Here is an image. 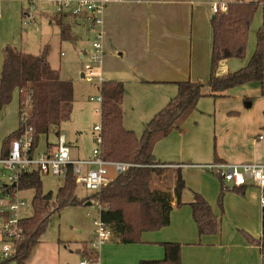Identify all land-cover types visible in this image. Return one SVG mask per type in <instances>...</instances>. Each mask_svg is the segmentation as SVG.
<instances>
[{
	"label": "crops",
	"instance_id": "1",
	"mask_svg": "<svg viewBox=\"0 0 264 264\" xmlns=\"http://www.w3.org/2000/svg\"><path fill=\"white\" fill-rule=\"evenodd\" d=\"M217 1L220 0H122L109 4L105 8L102 25L99 71L90 70L100 75L101 81L110 78L125 82L128 92L126 104L135 110L138 97L145 91L152 92L151 97L154 96L156 100L147 101L140 117L142 121H149L177 93L178 81H206L208 78L211 19L214 16L211 6ZM56 15L57 11L51 22H55ZM68 21L75 34L69 40L79 39L84 31L90 33L83 16L69 17ZM6 42L0 43V49ZM1 51L0 72L3 62ZM234 59L222 60L217 73L222 75L241 68ZM212 98V107L198 103L201 108L198 109V116H191L194 119L207 117L203 130L192 124V118L187 121V126L174 129L154 147L155 156L165 162V171L154 177L151 187L173 191L177 170L181 171L186 181L181 195L182 204L178 205L176 198L173 200L169 225L144 232L139 243L123 244L110 238L97 248L98 264H138L141 259L162 258V242L165 241L182 244V264L262 262L261 247L256 243L262 236L260 189L253 184L232 189L219 178L208 174L202 166L215 161L264 162V95L259 83L254 82L232 87L225 90L222 96ZM194 122L197 123V120ZM14 130L0 127L1 154L3 138ZM88 156L72 157L85 159ZM166 180L170 184L163 185ZM223 186L226 191L220 209L218 197ZM194 191L201 193L219 215L220 224L216 233H199L190 204ZM78 210L82 216L74 223L82 229V222H85L86 233L48 234L50 217L30 264H63L60 260V241L88 242V238L91 241L93 234L87 217L90 213L87 211L85 214L82 208ZM81 248L82 244L76 250Z\"/></svg>",
	"mask_w": 264,
	"mask_h": 264
},
{
	"label": "trees",
	"instance_id": "2",
	"mask_svg": "<svg viewBox=\"0 0 264 264\" xmlns=\"http://www.w3.org/2000/svg\"><path fill=\"white\" fill-rule=\"evenodd\" d=\"M264 0H235L225 11L214 13L211 19L212 45L209 76L206 81L186 79L178 81L177 93L144 125L138 136L124 125L123 100L126 86L123 81H101V156L106 160H118L138 164L131 166L106 182L100 192L79 196L77 181L69 166L56 192L43 189L42 175L38 170L23 172L16 185L20 190H32V213L20 219L21 234L13 239L16 251L9 258L0 256V264H30L35 248L45 234L53 213L67 206H84L93 199L99 200V217L111 229V239L123 244L139 243L147 231L161 229L170 223L173 200L181 205L182 191L186 181L177 170L173 191L152 188L155 175H162L165 162L154 153L156 143L174 129H180L187 119L198 110L201 97H219L232 87L246 83H259L264 95V29L257 31L255 50L243 67L219 75L217 68L224 59H244L255 14ZM67 12H57L55 22L60 25V38H74ZM206 89L209 91L207 92ZM15 90L19 94V120L17 128L2 141V154L6 156L12 141L32 127L34 145L42 135L51 131L59 135L62 123L73 110L74 85L70 79L61 77L48 59V49L39 54L27 53L13 46L3 50L0 74V110L8 104ZM222 181V180H221ZM223 182V181H222ZM233 187L231 188H244ZM226 187L221 188L218 205L222 209V197ZM193 217L200 234H213L219 229L220 217L208 200L194 191L191 201ZM264 261V208L262 213V236L256 240ZM164 256L159 259H141L138 264H182V244L176 241L162 242ZM83 258L98 262L99 251L86 241L78 249Z\"/></svg>",
	"mask_w": 264,
	"mask_h": 264
},
{
	"label": "rangeland",
	"instance_id": "3",
	"mask_svg": "<svg viewBox=\"0 0 264 264\" xmlns=\"http://www.w3.org/2000/svg\"><path fill=\"white\" fill-rule=\"evenodd\" d=\"M56 11L57 4L54 0H35L32 3L21 0H0V43L8 41L0 50H2L1 52L3 53L4 48L10 45L27 53L39 54L43 51L44 47H47L48 59L51 65L59 70L63 78L70 79L74 85L73 110L70 117L62 123L61 134L65 135L67 145L71 148L72 156L76 158H84L90 155L96 147L95 137L99 135V131L95 130L94 126L100 125L101 122V114L99 111L100 102L97 100H91V97L98 98L101 96V79L100 75L96 74L90 76V78L88 76L90 68L95 70V72L99 71L98 67L100 66V62L92 58L94 52L92 46L94 37L92 33L88 34L86 31L80 33L78 31L80 37L77 40H62L60 38V25L56 22H51ZM16 14H19L18 20L15 22V25H13ZM260 28L264 29V4H262L257 10L251 25L246 58L234 59L237 64L240 63L238 68L246 65L247 58L249 59L255 50L257 31ZM83 74L85 76H83ZM152 95L153 93L150 91L143 92L141 96L138 97V100L135 101L137 109L135 110L132 106H127L126 104L125 100L128 96L126 89L122 104L124 111V125L128 129H132L138 136L142 134L144 125L147 123V120L142 121L140 118L141 113L145 110V104L148 100H156L154 96L151 97ZM199 101V103H204V105L208 107H212L214 103L213 98L207 95L201 97ZM167 102L168 101H166L165 105ZM18 103L19 94L18 91L15 90L12 100L0 111V127L4 126L12 129L17 128V122L19 120ZM125 105L128 108H126ZM199 108L200 107L198 106V109ZM198 114L199 111L196 110L192 115L198 116ZM190 117L187 121L192 120L193 117ZM206 119L207 117L194 119L192 124L199 127L200 130H203L206 126ZM195 120H197V123L194 122ZM187 121L183 124V127L184 125L187 126L189 124ZM57 140L58 135L55 134L54 131H51L48 134V137H40L38 146L40 149H44L47 147L48 143L54 145L57 143ZM0 168H2L1 165ZM207 173L213 175L209 172ZM5 174V176H0L1 181L3 182L8 180V171H5ZM115 174L114 168H110V175L114 176ZM155 176L158 177L160 175ZM213 176L222 180L217 175ZM42 182L45 191L55 192L58 187L63 184V178H58L52 174H44L42 175ZM168 183L170 184V182L166 180L163 185H168ZM223 183L225 184L224 181ZM21 193L30 205L22 209L19 212V216H29L32 213L31 200L33 198V191L24 190ZM76 193L83 197L89 193V190H87L82 184H78ZM78 208L84 209L85 214L87 211L90 213L87 217L89 218L90 230L93 234L94 220L99 218V205L94 201H91L90 205L67 206L60 212L53 213L47 230V232L49 231L48 234L58 236V234L64 235L65 233L68 234L72 232L78 233L79 231H82L85 234L87 231L86 223L82 222V229L79 227V224L74 223L75 219L79 220L82 216L81 213H79ZM91 237L93 236L91 235ZM84 242L85 241L83 240L79 242L60 241L61 262L63 264H79V261L83 259V256L76 249ZM88 243L90 244L89 238ZM9 264H15V262L11 261ZM89 264L95 263L91 262Z\"/></svg>",
	"mask_w": 264,
	"mask_h": 264
},
{
	"label": "built area",
	"instance_id": "4",
	"mask_svg": "<svg viewBox=\"0 0 264 264\" xmlns=\"http://www.w3.org/2000/svg\"><path fill=\"white\" fill-rule=\"evenodd\" d=\"M34 2L35 0H21ZM57 4V12H67L78 16H83L89 25V31L93 34V56L94 60H99L102 54V25L104 21L105 8L114 2L122 0H54ZM235 0H220L212 3L213 13L225 11L228 4ZM94 71H89L90 76ZM101 103L102 97H91ZM100 111V109H99ZM99 131L95 137L96 147L90 157L85 159H74L71 155V148L67 145L64 134L58 135L57 143L47 144V147L40 149L38 144L34 145L32 137V127L12 141L11 148L6 156H0V176H5L8 171L6 182L0 178V254L3 258L11 257L15 251L14 238L21 234L19 225V212L28 207L30 203L22 195V191L16 185L19 175L23 172L38 170L41 175L52 174L58 178L65 177L68 167H72L73 174L78 184H82L90 193L100 192L102 186L108 182L112 176L110 168H114L115 175L126 171L131 166L138 164L106 160L101 156V124L94 127ZM158 166H165L158 165ZM207 172L219 176L226 184L233 187L247 186L253 184L261 191L260 203L264 208V162H242L230 163L215 161L202 166ZM92 201L98 203V199ZM94 232L91 239L93 247L98 248L111 238V229L100 217L94 220ZM88 259L83 258L79 264H89ZM95 263V262H94ZM95 264H98L96 262ZM260 264H264V261Z\"/></svg>",
	"mask_w": 264,
	"mask_h": 264
},
{
	"label": "water",
	"instance_id": "5",
	"mask_svg": "<svg viewBox=\"0 0 264 264\" xmlns=\"http://www.w3.org/2000/svg\"><path fill=\"white\" fill-rule=\"evenodd\" d=\"M83 76H84V74H83ZM90 204H91V202H90V201L86 203V205H90Z\"/></svg>",
	"mask_w": 264,
	"mask_h": 264
}]
</instances>
